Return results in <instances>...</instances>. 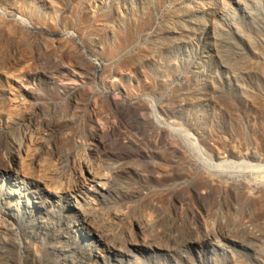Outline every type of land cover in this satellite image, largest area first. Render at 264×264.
Segmentation results:
<instances>
[{
    "label": "rangeland",
    "instance_id": "obj_1",
    "mask_svg": "<svg viewBox=\"0 0 264 264\" xmlns=\"http://www.w3.org/2000/svg\"><path fill=\"white\" fill-rule=\"evenodd\" d=\"M263 164L264 0H0V264H264Z\"/></svg>",
    "mask_w": 264,
    "mask_h": 264
},
{
    "label": "bare ground",
    "instance_id": "obj_2",
    "mask_svg": "<svg viewBox=\"0 0 264 264\" xmlns=\"http://www.w3.org/2000/svg\"><path fill=\"white\" fill-rule=\"evenodd\" d=\"M153 115L156 119V121L162 126V128L165 130V131H171L172 133H175L177 134L178 136L181 137V135H179V133H177V130L175 129V127L173 128L169 123H165V122H162V120H160V117L158 115V105H153ZM195 146H196V152L198 153V157H200L202 160H204V167L207 166V168L209 167L210 168V171L212 172V174L214 176H218V177H221V176H224L225 174H227L228 172H225V170H223V166H224V163H227L229 162L230 160H226V161H214L210 158H206L204 157L203 155H201L202 151H200L198 145L195 143ZM232 162V161H231ZM251 165V164H250ZM259 165V163L257 164ZM227 166V164L225 165ZM262 167H264V164L262 165ZM89 170V169H88ZM100 171V170H99ZM98 171V172H99ZM236 180L238 181H242L240 178H236ZM259 182V181H258ZM86 218V217H85ZM88 218V216H87ZM82 220V219H81ZM84 231V230H83ZM228 232H232L231 230H229Z\"/></svg>",
    "mask_w": 264,
    "mask_h": 264
}]
</instances>
